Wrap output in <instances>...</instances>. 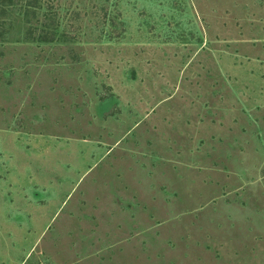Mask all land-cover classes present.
<instances>
[{"label":"rangeland","instance_id":"rangeland-1","mask_svg":"<svg viewBox=\"0 0 264 264\" xmlns=\"http://www.w3.org/2000/svg\"><path fill=\"white\" fill-rule=\"evenodd\" d=\"M7 1L0 264H264V0Z\"/></svg>","mask_w":264,"mask_h":264},{"label":"trees","instance_id":"trees-1","mask_svg":"<svg viewBox=\"0 0 264 264\" xmlns=\"http://www.w3.org/2000/svg\"><path fill=\"white\" fill-rule=\"evenodd\" d=\"M5 1H7V0H5ZM8 2V1H7ZM9 3V2H8ZM45 39V38H44Z\"/></svg>","mask_w":264,"mask_h":264}]
</instances>
